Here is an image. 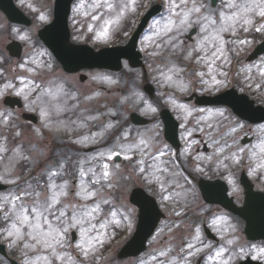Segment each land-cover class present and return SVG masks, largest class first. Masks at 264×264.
I'll return each mask as SVG.
<instances>
[{"label":"snow or ice","instance_id":"snow-or-ice-1","mask_svg":"<svg viewBox=\"0 0 264 264\" xmlns=\"http://www.w3.org/2000/svg\"><path fill=\"white\" fill-rule=\"evenodd\" d=\"M18 3L31 14L28 26L0 20L7 52L15 55L17 43L26 49L14 64L0 50V241L19 254L20 264H100L117 235L131 233L140 212L153 211V201L179 220L149 233L151 251L136 264H264V239L242 237L230 216L197 206L200 222H184L201 178L220 177L230 187L227 195L238 198L237 173L243 171L264 193V55L241 59L256 38L264 40V0H162L163 11L153 9L158 17L138 41L151 75L135 73L121 107L95 114L81 105L101 93L81 98L56 73L57 62L86 51L76 45L107 46L127 38L126 25L152 8L153 0H69L63 10L57 0ZM121 55L128 69L134 55ZM91 80L109 87L119 83L106 74ZM152 83L162 91L153 94ZM196 91L215 95L210 103L220 106L190 103ZM252 97L260 98L259 108ZM129 110L150 117L151 126L131 127ZM167 112L179 121L173 129L182 130L180 150L161 140ZM24 113L38 115L39 127L21 124ZM90 126L99 130L81 134ZM25 127L41 143L47 131L62 143L94 150L59 153L43 145L33 159L22 143ZM200 145L211 151H193ZM137 182L153 199L142 196L134 206L125 194ZM106 264H113L111 256Z\"/></svg>","mask_w":264,"mask_h":264},{"label":"rangeland","instance_id":"rangeland-1","mask_svg":"<svg viewBox=\"0 0 264 264\" xmlns=\"http://www.w3.org/2000/svg\"><path fill=\"white\" fill-rule=\"evenodd\" d=\"M255 71V69L253 70ZM94 74H102V73H94ZM112 77L114 79H117L119 81V83L117 85L114 86H107L105 84H100L97 82L92 81L91 79H89L87 82H84L82 84L80 83H75L76 87H78L81 91V98L83 97V95H90L93 92H100L101 95L96 98L95 100H93L91 102L90 105H85L82 104V107H90L93 110V113L95 114L97 111L99 113H106L108 108H113L114 110L119 109L120 106V99L124 96L129 95L130 89L132 87V81L134 79L129 80H125V76H121V75H112ZM77 79V78H76ZM125 85V86H124ZM128 85V87H126ZM121 90V91H120ZM162 90V89H161ZM131 110H129L126 115L128 113H130ZM74 118V117H73ZM105 120L110 119L109 117L105 116L103 117ZM114 119V118H112ZM40 125V121H38V124L35 127H39ZM89 130L94 131V127L90 126V129H82L81 130V134L88 132ZM46 133L44 134V141L41 143L39 141V139L33 135L29 133L24 134L22 141L27 145V148L29 147V153L28 155H30L33 159H39L40 157V152L41 149L43 147V145H48L49 147H51V142L54 139L53 135L51 133H48L47 131H45ZM23 143V144H24ZM36 143L37 147L35 149L32 148V144ZM59 144H62L61 141H58ZM96 147H100L99 145H97ZM52 148V147H51ZM88 148H92L89 153L93 152V147H88ZM87 148H79L78 146L75 145V147H59L54 149L53 151L55 152H59V153H66V152H80L81 154H83L85 152ZM28 167H31V165H28ZM38 171V169H36ZM136 185H140L138 182L135 184H129L127 185V190H130L133 186ZM12 252L16 255L19 256L18 253H15L13 249ZM151 251V248H150ZM129 264H133V261H130Z\"/></svg>","mask_w":264,"mask_h":264},{"label":"flooded vegetation","instance_id":"flooded-vegetation-1","mask_svg":"<svg viewBox=\"0 0 264 264\" xmlns=\"http://www.w3.org/2000/svg\"><path fill=\"white\" fill-rule=\"evenodd\" d=\"M1 50L5 51V54H7L6 52V49L4 47L0 48ZM12 59V63L14 64L15 63V59L14 58H11ZM255 101H257V103L259 102L257 100V97H252ZM217 179H219L221 182H224L227 186V192L230 191V187L227 185L226 181L221 179L220 177L217 176ZM237 179H238V182H239V174L237 173ZM252 180V183H253V187H254V190H257V191H260V186L256 183L255 180L251 179ZM221 189L219 188H216L215 190H211V193L213 195H216V197L219 199V203H216V204H213V203H209L205 200V198L200 194L198 196V199L195 200L192 205H191V211H189L188 215L185 216L184 218V222L185 223H188V224H191L193 222H197L199 223L200 222V219L197 217V214H196V209H197V206H202V207H207L211 210V212H216V213H224L228 216H230L233 220L235 221H238L239 222V226H240V229H241V235L242 237H246L245 234H244V231H245V227H246V222L241 220V218L239 217L238 214L234 213L232 210L233 208H237L239 210L240 206L243 204V201H244V191L243 189L241 188V192L239 193V197H235V196H228L227 197H221L219 195V192H220ZM167 213H168V210H165ZM207 215V213L205 214ZM206 230H209L210 231V234H211V238L209 239H214V234L212 232V230H210L209 228H207V226L205 225L204 226V232ZM206 234V232H205ZM207 235V234H206ZM251 260H248L247 262L245 261L244 263H250ZM254 262V261H253Z\"/></svg>","mask_w":264,"mask_h":264},{"label":"water","instance_id":"water-1","mask_svg":"<svg viewBox=\"0 0 264 264\" xmlns=\"http://www.w3.org/2000/svg\"><path fill=\"white\" fill-rule=\"evenodd\" d=\"M141 228L138 230V232L135 234L134 238L121 250L119 257H123L126 255H136L138 252L141 251L142 248L138 249V245L141 246L144 244L145 239L149 234H146L143 236V233L141 232ZM133 249V250H132ZM137 249V250H134Z\"/></svg>","mask_w":264,"mask_h":264}]
</instances>
